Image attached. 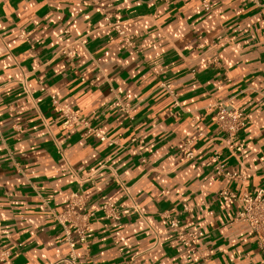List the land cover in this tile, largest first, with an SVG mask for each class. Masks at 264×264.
Wrapping results in <instances>:
<instances>
[{
	"label": "crops",
	"instance_id": "1",
	"mask_svg": "<svg viewBox=\"0 0 264 264\" xmlns=\"http://www.w3.org/2000/svg\"><path fill=\"white\" fill-rule=\"evenodd\" d=\"M201 1L0 0V264L262 263L239 202L218 193L264 196V0ZM50 96L87 126L63 127ZM218 101L248 119L235 137L212 121ZM72 193L92 212L86 246L55 218ZM164 212L200 231L190 257Z\"/></svg>",
	"mask_w": 264,
	"mask_h": 264
},
{
	"label": "built area",
	"instance_id": "2",
	"mask_svg": "<svg viewBox=\"0 0 264 264\" xmlns=\"http://www.w3.org/2000/svg\"><path fill=\"white\" fill-rule=\"evenodd\" d=\"M166 2L167 0H157ZM202 8L204 10L208 9L206 0L201 1ZM115 31L122 35L123 31L118 27L117 24H113ZM125 45L130 46L131 41L130 37L125 36L124 38ZM66 56L70 55L69 51H63ZM205 55L203 56L205 61L217 63V55L215 53L214 44L208 46L205 49ZM203 55V53H201ZM192 71V70H191ZM168 93L172 99H174V93L171 89H168ZM51 105L62 117L63 127L71 126H87V121L81 117L76 110H72L66 106H57L56 99L54 96H50ZM174 102V101H173ZM120 109H123L125 112L128 111L126 105H119ZM212 121L218 127V129L228 137H235L239 131L248 123L246 115L239 109L234 106H229L223 101H218L213 104V115ZM89 130V129H88ZM94 136L99 141H104L105 137L98 132H93ZM196 136H191L185 139L181 143V150L184 158H192L191 145L195 141ZM241 143H238L234 150H241ZM217 155H213L210 161H216ZM215 173L218 176L230 178H242L241 174L236 173L235 171L225 170L221 164L217 162ZM220 199L227 203L232 200H237L240 204V208L235 212L234 219L240 220L247 224L250 231L254 236V240L257 248L264 253V196L262 191L259 189L253 194L244 193L239 198H236L233 192L221 190L218 193ZM81 198L77 193H72L69 198L68 206L61 213L56 214L55 218L58 223L61 224L63 228V238L67 243H71V234L76 236V239L79 243L86 246V232L89 230V217L92 215V212H83L79 213L75 210L76 207L82 208V202L78 199ZM98 209L103 214L105 218L117 219L118 214L116 212L115 206L112 203L106 202L98 206ZM186 207L183 206V210ZM179 213H169L164 212L163 218L165 219L167 229L171 233L180 246L185 252V256L188 258L194 252V247L197 242V239L201 236L200 231L198 230H183L180 226V219L178 216ZM8 254L7 250L0 251V259L6 257ZM49 264H75L73 256L70 254L66 257L58 258L57 260ZM264 264V257L262 263Z\"/></svg>",
	"mask_w": 264,
	"mask_h": 264
}]
</instances>
